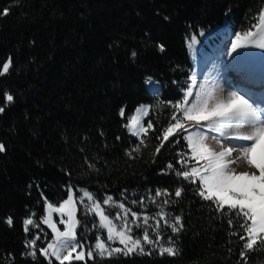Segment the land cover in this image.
<instances>
[{
  "label": "trees",
  "instance_id": "obj_1",
  "mask_svg": "<svg viewBox=\"0 0 264 264\" xmlns=\"http://www.w3.org/2000/svg\"><path fill=\"white\" fill-rule=\"evenodd\" d=\"M5 9L0 65L11 58L12 67L0 76V106L5 93L14 102L0 113V264H48L41 239L36 256L28 255L26 244L37 233H26L23 221L40 223L46 203L60 205L71 188L87 189L102 203L111 196L152 218L167 199L168 225L176 217L183 225L175 233L164 224L159 229L174 256L146 250L86 258L87 264H244L242 242L232 235L241 231L240 221L233 218L230 227L227 209L217 211L197 194V184L176 175L178 154L189 151L185 134L155 152L192 75V38L225 21L235 33L253 30L264 0H0V12ZM149 80L161 85V95L150 94ZM142 105L149 106L146 124H153L142 136L145 145L126 127ZM156 190L169 195L153 203ZM77 218V241L90 249L97 217L80 210ZM245 251L247 264H264V242Z\"/></svg>",
  "mask_w": 264,
  "mask_h": 264
},
{
  "label": "snow or ice",
  "instance_id": "obj_2",
  "mask_svg": "<svg viewBox=\"0 0 264 264\" xmlns=\"http://www.w3.org/2000/svg\"><path fill=\"white\" fill-rule=\"evenodd\" d=\"M7 14V9L0 12V15ZM253 28L255 31L249 29L243 34H235L229 55L236 53L238 49L250 46L264 49V9L259 13L258 23L254 24ZM192 41L195 42V37L192 38ZM160 50H164L162 45ZM132 55L135 56V52ZM11 67L12 60L9 58L0 65V76L7 75ZM196 86V79L193 77L183 99L173 105L172 122L164 129L161 143L156 148L155 154H159L160 149L164 147V142L169 141L170 137L187 134L183 135V139L186 141L189 151L178 154L180 159L176 163L182 170H176V175L189 183L197 184V194L203 200L212 202L217 211L224 213L227 209V214L231 217L228 220L230 227L235 226L233 218L240 221L241 231H234L232 235L238 236L242 242L240 256L244 260V264H247L245 250L251 251L258 241L264 242V107L243 95L233 93L225 99L221 98L218 93L205 92L203 88L196 94L195 99L190 101L189 98L193 96L192 88ZM13 102V95L5 93L4 105L0 106V113H3L5 108ZM148 112L149 109L144 106L136 109L137 115H133L126 125L133 129L132 135L141 137V134L147 135L148 130L153 128L150 121L145 126L139 119L140 113L147 116ZM123 115L124 110L122 109L121 116ZM209 133H215V135H209ZM156 138L161 139V136ZM207 140L216 141L219 150L209 146L206 143ZM226 141L230 143H225ZM173 142L179 143L180 141L176 139ZM145 143V140L140 138L139 144L145 145ZM4 151L5 146L0 144V152ZM131 151L139 152L140 147L137 146ZM241 166L249 170L239 171ZM167 167L173 169L174 165L169 163ZM181 193L182 189H177L175 196L180 197ZM168 195L167 190H156L154 196H150L149 199L153 203H157V197ZM85 198L88 202L85 205L87 211L99 217L98 226L107 231V240L111 242L118 240V243L124 247H110L100 237H97L94 249L85 250V246L77 241L76 228L79 221L74 213V196L69 192L67 199L58 207L54 208L50 203L47 205L51 212H58L62 217L67 216V220L59 221L64 225V230L61 231L57 228L50 214L41 221L54 234L53 242L40 249V254L48 260V264H53V258L58 264H65L66 261L71 264L72 260L84 261L87 264L86 258L93 260L97 255L100 257H104L105 254L111 257L114 253L129 255L137 250L140 253L150 254V252L145 253L143 245H152L153 248H158L160 255L166 253L169 256H174L178 254L174 247H165L161 243L164 239L163 233L159 231L161 222L165 226L171 227L173 233L183 227L180 217L175 218L174 224L168 225L163 205L170 203L169 200L162 201L161 210L158 213L159 219L154 225L149 223L151 217H143L146 227L142 238H140L131 235L130 227L140 218L138 213L125 208L123 203L119 204L118 207L122 210L123 216L118 212L116 219L123 220V224L117 229L110 216L105 214L101 202L95 200L92 194L87 191L80 198L81 202ZM111 201L112 197L109 196L104 199L103 205H109ZM140 203L143 204L144 200L141 199ZM129 214L131 219H129ZM6 222L11 226L12 218L8 217ZM23 226L26 233L30 231L29 226L39 227L31 217L23 221ZM135 226L140 227L139 224ZM149 229L152 234L149 233ZM37 239L39 236L29 240L26 247L35 249ZM129 242H131V246H129ZM168 242L171 243V236L168 237ZM74 253L75 255H73ZM28 255L35 257L36 251H30Z\"/></svg>",
  "mask_w": 264,
  "mask_h": 264
},
{
  "label": "rangeland",
  "instance_id": "obj_3",
  "mask_svg": "<svg viewBox=\"0 0 264 264\" xmlns=\"http://www.w3.org/2000/svg\"><path fill=\"white\" fill-rule=\"evenodd\" d=\"M252 31H255V28ZM241 34H243V33H241ZM257 38H253V39L255 40ZM234 39H235V33L233 32L231 25L228 23V21H225L223 23V25L217 26L213 29H210L208 31L200 33L199 36L195 37V42L194 43H193V41L191 42L190 53H191L192 59H193L194 71H193V74L190 78V82L186 87L184 95L187 92L188 87L191 85L193 77H195V79H196V85L197 86L192 88L193 96L189 98L190 101H193L195 99L196 94L201 91V88H203V90L205 92L212 91L214 94L218 93V95L221 98H225V99L227 97L231 96L233 93H235L237 95L245 96L243 93L239 92L236 89V87L233 86L232 80H231L232 75L234 73L239 74L241 72H244V71H246L248 69H252V68H254V70H256V72L257 71H258V73L263 72V74H264V49L255 48V47L250 46L248 48L238 49L236 53H231V55H229V53L231 51V42ZM260 85H264V84H260ZM149 87H150L151 94H153V95H160L161 94V88L158 86V84H156L154 82H149ZM240 90L242 92L243 91L247 92L244 89V87H240ZM263 94H264V89H263ZM245 98H247V96H245ZM257 103L259 105H261L259 102H257ZM144 107H147V106H144ZM133 115H137V113L135 112ZM133 115H131L128 118V121L130 120V118ZM147 116L143 115V113L139 114V119H140L141 123H143L145 126H146ZM128 121H127V123H128ZM185 123H187V122H185ZM127 131L130 135H132L131 132L133 131V129H130L127 127ZM184 134L187 135L186 133H184ZM209 135H215V133H209ZM132 136L140 139V138H142L143 134H141V137H137L134 135H132ZM206 143L209 146H211L212 148L219 150V145L216 143V141L207 140ZM225 143H230V142L226 141ZM238 170L239 171H245V170H249V169H247L244 166H241ZM85 191L92 194L87 189H78V190H74L73 188L70 189V192L74 196V213H75L76 218H77L80 210H82L83 212H86V213L94 214L92 212L87 211V209L85 207V205L88 203L86 198L84 199L83 202H81L80 198L82 197V195ZM92 196L94 197L93 194H92ZM95 200H97V199L95 198ZM48 204L49 203H46V205H45V217L44 218H46L50 214L52 217L53 223L56 224V226L59 230L63 231L64 225L60 224L59 221L61 219L67 220V216L65 215L62 217L61 214L58 212H51L47 207ZM101 204L103 206L105 214L110 216V214H109L110 212L114 213L115 218H112L111 216H110V218L113 220V223L116 225L117 229H119L120 226L123 224V220H117L116 219V214L118 212H120L121 215L123 216L122 210L118 207V205L120 203H116L112 198V201L109 203V205H103L102 202H101ZM52 206L55 208V207H58L59 205H53L52 204ZM144 216H147V215L139 214L140 218L138 220H136L135 224L130 225V227L132 229V231H131L132 236L142 238L143 233L140 234L138 231L139 230L144 231V228L146 227L143 223V217ZM129 219H131L130 214H129ZM157 219H159V217L152 218L149 220V223L154 225ZM97 220H98L97 224H99V217H97ZM35 223L38 224L39 227L29 226L30 230L35 231L37 233L35 235V238H36V236H39V239H41L42 244L52 243L54 240V234L52 233V230L47 225H45L41 222L39 223V222L35 221ZM136 224H139L140 227H136L135 226ZM43 225L45 227H47L48 232H49L48 234L51 236L50 239L47 238V234H46L45 228H43ZM162 225H163V222H161V226ZM78 227H79V224L76 228V232H77ZM98 231H99L98 237H100L101 240L106 243V245L113 247V248L114 247H121V248L124 247L123 245H120L118 243V240H116V242L108 241L107 240V231L105 229H101L98 226ZM149 233L152 234L151 229H149ZM113 235L115 236V232L113 233ZM39 239H37V241ZM37 241H36V247H35V249H32V251L33 250L35 251L37 249ZM95 243L92 245V247H91L92 249H94ZM161 243L163 244V241H161ZM48 244H46V247ZM129 246H131V242H129ZM143 247H144L145 251L150 250V251L159 252V249L153 248L152 245H143ZM165 247H167V246H165ZM136 253H140L139 250H137L136 252L131 253V254H136ZM117 254H119V253H114L111 257H113ZM73 255H75V253ZM97 256H99V255H97ZM102 258H110V257L107 254H105V256ZM72 261H74V260H72Z\"/></svg>",
  "mask_w": 264,
  "mask_h": 264
},
{
  "label": "bare ground",
  "instance_id": "obj_4",
  "mask_svg": "<svg viewBox=\"0 0 264 264\" xmlns=\"http://www.w3.org/2000/svg\"><path fill=\"white\" fill-rule=\"evenodd\" d=\"M260 78H264V77L261 76ZM260 84H262V83H260ZM260 84H259L260 87L263 86V85H260ZM240 91H241V90H240ZM241 92H242V91H241ZM243 92H245V91H243Z\"/></svg>",
  "mask_w": 264,
  "mask_h": 264
}]
</instances>
